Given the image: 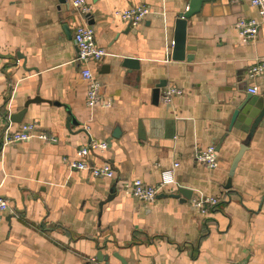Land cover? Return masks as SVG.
<instances>
[{"label": "crops", "instance_id": "0c3cea01", "mask_svg": "<svg viewBox=\"0 0 264 264\" xmlns=\"http://www.w3.org/2000/svg\"><path fill=\"white\" fill-rule=\"evenodd\" d=\"M73 1L0 0V109L10 119L40 98L21 123L10 119L12 131L34 123L57 139L0 138V196L16 212L0 221V264H123L118 257L128 264H264V127L225 188L247 138L229 129L233 102L254 87L255 96L264 93V74L248 77L264 59V21L249 43L235 28L260 19L257 8L249 0H207L188 21L192 60L175 61L176 22L191 0H85L87 15ZM138 6L151 10L138 27L115 16ZM81 25L92 27L106 50L92 69L110 108L86 105L74 43ZM127 59L133 69L124 66ZM162 83L185 94L165 105L162 88L155 103ZM93 141L108 146L89 160L109 163L112 180L65 162ZM209 146L218 152L215 169L195 159ZM137 180L171 183L143 202L132 195ZM179 188L191 199L172 196ZM201 196L219 205L202 214L192 205Z\"/></svg>", "mask_w": 264, "mask_h": 264}, {"label": "built area", "instance_id": "2783aa9c", "mask_svg": "<svg viewBox=\"0 0 264 264\" xmlns=\"http://www.w3.org/2000/svg\"><path fill=\"white\" fill-rule=\"evenodd\" d=\"M251 4L257 8L260 19L241 20L236 23V30L243 43L255 41L261 25L264 21V0H249ZM72 6L81 10V13L87 15L90 12V7L85 0H74ZM151 14V10L147 6L133 7L123 11H117L115 16L128 23L131 27H138L144 20ZM74 43L78 51V61L81 71V77L87 84V99L86 105L91 110L97 108H110L112 101L103 95V87L95 76L93 71V64H98L107 55L106 50L99 47L95 39V31L92 27L81 25L79 26L74 35ZM264 74V59L257 60L249 69L248 77L254 80L260 75ZM253 95L258 94L256 87L249 89ZM185 91L175 87L168 86L162 91V102L165 105H170L175 97L183 96ZM12 122L9 115L4 116L0 113V138L3 139L4 144H14L27 142L38 137L44 141L56 142L55 137H50L46 133H38L37 125L34 123H22L19 129L12 131ZM88 132L89 129L85 127ZM107 143L91 142L86 146L81 147L77 151V159L65 161L68 167L75 171L88 172L91 177L96 179L112 180L115 177V172L109 163L101 165L91 164L89 157L94 151L99 150L104 152L107 149ZM196 161L200 164L207 166L210 169H215L218 162V152L215 146H209L201 149L196 153ZM179 164H175L178 167ZM169 172H164L166 176ZM171 181H165L160 187L146 185L143 181H134L132 187V195L143 202H152L156 199L163 185L170 184ZM219 199L216 197H197L192 200V205L198 209L202 214H206L209 208L217 207ZM6 213L16 215L10 201L0 196V221ZM92 263L96 260L92 259Z\"/></svg>", "mask_w": 264, "mask_h": 264}, {"label": "water", "instance_id": "95a60500", "mask_svg": "<svg viewBox=\"0 0 264 264\" xmlns=\"http://www.w3.org/2000/svg\"><path fill=\"white\" fill-rule=\"evenodd\" d=\"M207 0H191L189 8L187 11L180 15L176 22L175 27V42H174V49L172 52V59L175 61H191L192 56L187 55L188 51H191V46L187 44V28H188V21L194 15L199 13L202 9L204 2ZM131 26L129 25V28ZM133 62L132 60H126L124 62L125 67H129L133 69ZM137 68V66H136ZM165 87V83L160 84L157 86L154 95V102L156 103L159 98V92L162 88ZM40 98L33 99L28 101L25 104V108L18 113L11 115L10 119L14 123H21L23 121V117L27 112V108L31 103H38L42 102ZM233 113L231 116V125L229 127L230 131L233 128L240 129L241 131L247 134L246 141H244L240 147L238 154L236 155L235 159L233 160L230 172H229V179L226 185V189L230 190L232 188V180L235 175L236 169L243 158L245 152L249 149V145L253 140L256 132L259 128L264 127V93L262 95L255 96L253 94H248L245 99L242 100H235L233 102ZM174 134V133H173ZM172 134V135H173ZM171 135V136H172ZM228 136V135H226ZM180 194L185 197V200H190L189 194H192L191 191L187 189L179 188L175 194L172 196L178 197ZM177 195V196H176ZM110 199V198H109ZM118 259L123 264H128L122 257H118Z\"/></svg>", "mask_w": 264, "mask_h": 264}, {"label": "trees", "instance_id": "16d2710c", "mask_svg": "<svg viewBox=\"0 0 264 264\" xmlns=\"http://www.w3.org/2000/svg\"><path fill=\"white\" fill-rule=\"evenodd\" d=\"M0 113L3 114L4 116L7 115V113H6L5 110H3V109H0Z\"/></svg>", "mask_w": 264, "mask_h": 264}]
</instances>
